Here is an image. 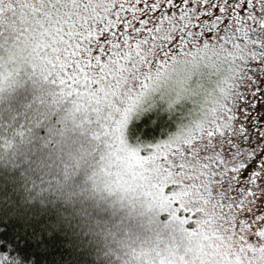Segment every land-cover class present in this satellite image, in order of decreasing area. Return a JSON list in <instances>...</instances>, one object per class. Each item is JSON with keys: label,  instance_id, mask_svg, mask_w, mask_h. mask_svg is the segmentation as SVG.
Returning <instances> with one entry per match:
<instances>
[{"label": "snow or ice", "instance_id": "1", "mask_svg": "<svg viewBox=\"0 0 264 264\" xmlns=\"http://www.w3.org/2000/svg\"><path fill=\"white\" fill-rule=\"evenodd\" d=\"M0 49V83L53 76L98 125L109 188L179 223L144 264H239L210 243L228 239L260 264L264 0H0Z\"/></svg>", "mask_w": 264, "mask_h": 264}, {"label": "trees", "instance_id": "2", "mask_svg": "<svg viewBox=\"0 0 264 264\" xmlns=\"http://www.w3.org/2000/svg\"><path fill=\"white\" fill-rule=\"evenodd\" d=\"M60 88L27 63L0 83V264H121L122 227L143 226L151 241L159 221H121L87 195L81 164L71 175L54 172L57 145L69 140L67 117L57 110L67 98ZM66 183L76 191L66 192Z\"/></svg>", "mask_w": 264, "mask_h": 264}, {"label": "rangeland", "instance_id": "3", "mask_svg": "<svg viewBox=\"0 0 264 264\" xmlns=\"http://www.w3.org/2000/svg\"><path fill=\"white\" fill-rule=\"evenodd\" d=\"M67 98H64V104L61 103L60 107H57L60 113H65L64 116L67 117L68 124L72 125V131L67 143H70L72 147L79 145L81 148L88 151V156L81 161V166L83 172H81L84 178L87 180L89 185L88 196L91 193L93 198L102 204V207L107 208L113 215L116 216L123 222L132 224H143V225H153L158 221V229L155 227V237L150 238L151 241L145 239V233L147 230H143V226L132 227L127 226L123 228L124 233L120 230L119 238L120 242L117 245V251H115L116 256L118 255L119 260L117 262L124 263L127 258L130 261H125L128 264H141L134 255L133 249L148 245L156 240L160 242L167 241L171 239L176 234V221L173 219L171 214L159 205H148L136 202L135 200H130L124 193L116 189H108L103 187H96L90 183L86 178L85 173L90 169L92 161L98 158V155L104 145V140L101 136L93 134V130L98 131V125L94 120L85 119V114L82 111L77 110L73 104V96L67 94ZM67 139V138H66ZM184 213H181L183 215ZM160 219V220H158ZM126 227V225H124ZM167 236V237H164ZM123 241H131L130 244H125ZM106 256V254H104ZM111 264V263H110ZM116 264V262H112ZM118 264V263H117ZM125 264V263H124Z\"/></svg>", "mask_w": 264, "mask_h": 264}, {"label": "clouds", "instance_id": "4", "mask_svg": "<svg viewBox=\"0 0 264 264\" xmlns=\"http://www.w3.org/2000/svg\"><path fill=\"white\" fill-rule=\"evenodd\" d=\"M72 125L67 126L66 135L71 136ZM93 134L97 135V131L93 130ZM107 154V145L104 143L98 158L92 161L90 169L85 173L86 178L90 183L96 187L109 188L111 184V177H109L104 171L105 156ZM88 156V151L81 148L79 145L72 147L70 143L66 144L65 141H61L57 145V152L54 162V172H59L62 176L71 175L75 172L76 168L80 166L82 160ZM116 190V188H112ZM64 190L69 193L76 191L70 184L66 183L64 185ZM119 190V189H118ZM122 192V191H121ZM124 193L130 200H135L136 202L156 205V203L149 198L142 195L140 192L135 190L124 191ZM176 230L180 227L179 223H175ZM216 229H220L218 224L214 225ZM167 242V241H164ZM125 244L132 243L131 241H123ZM161 243L159 240L151 242L148 246H140L133 249V255L144 264L146 261L145 253L154 247L156 244ZM212 244H220L221 246L227 244L224 248L225 252H231L233 259H238L239 264H248L249 258L252 256L251 252H246L239 248V240L228 239V240H214L211 241ZM260 264H264V259L260 260Z\"/></svg>", "mask_w": 264, "mask_h": 264}]
</instances>
